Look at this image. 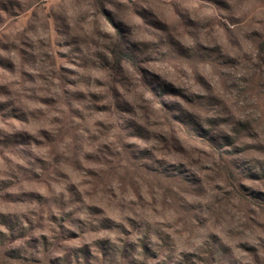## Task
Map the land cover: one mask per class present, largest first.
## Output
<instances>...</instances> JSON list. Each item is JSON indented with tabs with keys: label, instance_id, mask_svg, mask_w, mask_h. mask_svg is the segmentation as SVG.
I'll return each instance as SVG.
<instances>
[{
	"label": "clouds",
	"instance_id": "clouds-1",
	"mask_svg": "<svg viewBox=\"0 0 264 264\" xmlns=\"http://www.w3.org/2000/svg\"><path fill=\"white\" fill-rule=\"evenodd\" d=\"M0 264H264V0H0Z\"/></svg>",
	"mask_w": 264,
	"mask_h": 264
}]
</instances>
